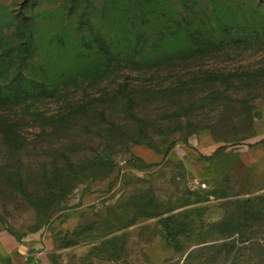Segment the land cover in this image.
Wrapping results in <instances>:
<instances>
[{
    "label": "rangeland",
    "instance_id": "obj_1",
    "mask_svg": "<svg viewBox=\"0 0 264 264\" xmlns=\"http://www.w3.org/2000/svg\"><path fill=\"white\" fill-rule=\"evenodd\" d=\"M139 1L0 0V55L24 43V16L38 49L9 78L56 87L0 105V224L49 264H264V38L214 34L210 0H171L124 30L117 14ZM220 1L237 22L264 13ZM57 36L87 44L93 66Z\"/></svg>",
    "mask_w": 264,
    "mask_h": 264
},
{
    "label": "trees",
    "instance_id": "obj_2",
    "mask_svg": "<svg viewBox=\"0 0 264 264\" xmlns=\"http://www.w3.org/2000/svg\"><path fill=\"white\" fill-rule=\"evenodd\" d=\"M170 1L171 0H140L139 6L135 8L134 11L132 10L133 13L131 9L127 10L131 20L128 19V16L125 17L124 14H117V16L126 18L122 25L124 30H126L128 26L132 29L134 27V21H132V18H136L137 15L141 17L144 13L160 15L162 12V6ZM210 2L213 6L214 12H216L214 27L213 29H210L214 34L221 35L224 40L238 41L240 43H243L244 41H247L245 43H251L255 39L261 41L264 38V13L260 9L253 11V13L249 14L248 18H246L245 12H241L245 15V18L237 22V15L240 12H237L235 8L223 5L220 0H210ZM40 18L41 21L46 24L55 23L60 19L58 12L54 10L41 13ZM16 21L15 29L22 35L20 36L23 38L24 43L21 42V45L17 48L8 47L6 48V51L0 55V105L5 106H15L32 99L48 97L53 95L56 91V87L53 85L55 78L53 76L49 77L47 73H44L40 78H36L34 75L31 76L24 72H16L13 79L9 78L12 62H30V64H34L38 57V54H36L38 49L35 36L32 35L31 30L28 29L34 27V19L29 16H24V19H17ZM135 21L137 20L135 19ZM4 29L5 28L3 27L0 28V38L2 36L4 37ZM136 31H134L133 34L139 35L143 42L144 35L138 34V31L141 30L138 29ZM171 31H175L173 26L170 32L166 34V43L176 41L173 35H171ZM140 33H142V31ZM175 35L180 36L179 33H176ZM255 35L256 37H254ZM57 39L56 44L75 55L74 61H76L75 64L77 67L93 66L94 62H91V58L84 54V49L86 48L83 47L87 44L80 43L68 46L67 38L57 36ZM92 40L98 53H100V56H110L109 46L105 40L98 37H95ZM198 47L201 48V44L198 45ZM210 47V44L206 45V48ZM164 155L167 157L169 152L164 153Z\"/></svg>",
    "mask_w": 264,
    "mask_h": 264
},
{
    "label": "crops",
    "instance_id": "obj_3",
    "mask_svg": "<svg viewBox=\"0 0 264 264\" xmlns=\"http://www.w3.org/2000/svg\"><path fill=\"white\" fill-rule=\"evenodd\" d=\"M29 244L18 241L0 224V264H49L43 253L32 252Z\"/></svg>",
    "mask_w": 264,
    "mask_h": 264
}]
</instances>
